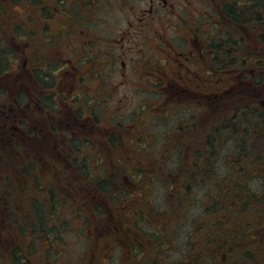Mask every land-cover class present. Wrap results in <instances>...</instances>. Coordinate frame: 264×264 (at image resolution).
I'll list each match as a JSON object with an SVG mask.
<instances>
[{
  "label": "flooded vegetation",
  "instance_id": "af4514ba",
  "mask_svg": "<svg viewBox=\"0 0 264 264\" xmlns=\"http://www.w3.org/2000/svg\"><path fill=\"white\" fill-rule=\"evenodd\" d=\"M196 1L60 0V109L54 111L57 118L59 117L57 124L61 129L60 136L63 137V128L78 126L82 129L81 135H84V137L77 136L74 140L80 141V143L91 140L104 141V139L97 140V135L99 133H101V136L105 135L106 133L103 131H105L106 126L96 122V113L90 109L94 106L97 108L98 105L105 103V100L98 99L96 105L97 100L95 98L94 103L89 104L87 109H84L85 105L81 108L77 104L83 92L82 82L86 78L92 77L94 81L98 80L103 86L108 82L106 78H112V74L117 76L132 74L134 79L144 82L153 81L150 84L152 88L147 90L148 93H151L152 96H162L164 99L161 100L159 96H156L160 98L157 104L149 102L147 105H141L140 118L143 121L146 117L149 119V115L154 114V109L157 112L162 109L166 115H172L174 126L170 137L176 143H194L197 139L196 136H198L196 133L198 126H200V129L202 128L199 134L201 141L204 144L206 143L209 118L206 99L211 95L208 91L209 79L214 78L220 81L216 88L220 90L221 95L232 96V104L239 101L243 103V107H249L252 112L256 113L258 109L264 111V93L257 89V79L264 78V70H258L257 65L261 61H258L255 55V45L250 44L249 58L247 59L246 57L241 58L239 52V56L235 58L233 56L234 52L232 54L234 63L230 65L222 64L227 57L217 56L215 46L211 40L213 37L208 32V25L207 27L202 25L198 27L195 23L184 29L178 37L176 35L174 40H171L169 36L171 25H167V21L174 18L180 19V15H186L188 12L192 15L197 13V10L193 9V3ZM205 1L207 3V0ZM113 12H121L122 17H124L123 21H126V26H123L124 28L120 29L115 36L110 32H105L109 27H113L108 20ZM212 12L216 15V11L212 10ZM104 13H106V18ZM102 20H105L103 28L98 27L99 21ZM216 22L214 21V25H216ZM43 31H45V28L40 30L42 39L45 37L42 35ZM175 33L179 32L175 31ZM1 41L6 43V38L4 37ZM21 42L17 41L14 36L8 41L15 51L21 48L19 44ZM90 46L94 50L88 56L87 54L85 57L79 55L81 64L85 66V70L81 72L76 67L77 62L68 60L67 57L73 56L76 59L78 53L74 50L75 48L79 51ZM1 47L8 48V46L2 44ZM88 49L90 51V48ZM10 52L12 53V51ZM22 55L24 56H9L8 62L14 60L11 63L13 72L6 70L0 75V77L4 76L5 79L9 78L12 81L6 82L4 87L0 89V128L13 130V136H15V133L22 135V141H26L28 145L29 152L24 155L28 160L29 157L41 156L42 152L33 153V150L42 151L43 144H45L42 140H35L31 137L32 130L30 131V128L33 127L32 123L36 122L32 120V117L34 114L38 115L40 113L43 114L40 116L42 119L43 117H49L50 114L49 109L46 108V110L38 100L32 101L31 99L28 103L25 94L28 95L30 100L29 89L26 83H19L22 78H26L25 76H28L27 80L32 78L31 73L35 61L44 56L38 57L36 55L33 57L25 51L22 52ZM135 61L141 62L146 67L141 65L140 71L135 69L134 66L139 65ZM213 61L221 63L219 66H214ZM241 61L244 64L248 61L249 66L242 67ZM126 64L130 68L129 71L125 70ZM117 65L122 71H117ZM166 67H169V73ZM72 78L74 83H70ZM242 80L244 81L243 85L247 86L243 89L241 88ZM164 81L167 82V86L162 91L157 86L160 83L165 84ZM65 84L70 88L63 90ZM31 85L36 84L31 81ZM77 85L79 86V93H72ZM220 86L222 87L219 88ZM232 89L235 90L231 91ZM102 90V93L106 95L107 88ZM168 95L174 97H179L178 95H185L186 97L199 96L204 101L202 100V104L200 103V108L195 104V106L185 104L183 110L185 116H178L179 110L176 109L175 103L171 100L167 104ZM227 102L228 100L226 104ZM152 104L153 107L155 106L154 108L150 107ZM220 106H223V108L228 107L224 104ZM70 107H78V113H82V115L75 116L74 119L69 118L65 112L70 111ZM199 109L202 111L200 112ZM194 111H197V113L192 115ZM24 112L28 113L27 117L23 115ZM51 112L53 113V111ZM187 121L190 124L184 127ZM138 125L141 134L133 139L143 146L142 152L144 153L140 152L139 156L147 160L149 157L152 158V154L148 152V147L145 145L157 142L158 137L150 132H145V125ZM100 129L102 130L100 131ZM253 137L254 135L251 139ZM163 139L164 136L158 142L161 146ZM2 141L3 137L0 135V143ZM83 144L87 145V143ZM165 146H162L161 151L163 157L166 153ZM193 150H195V154L198 152L197 149L190 148L187 151L180 149L169 153L176 155L178 159L186 160L193 158ZM200 154L206 158V151L200 150ZM195 158L197 157L195 156ZM125 178V176L121 178V181L126 183L127 179ZM78 188L81 191L88 192L87 185L86 187L78 186ZM40 205L42 206V204ZM91 205L93 204H80L79 207L74 204V221L68 224L74 227L71 233L82 238L79 240L83 243L84 255L80 264H112L113 261H115V264H120L118 250L120 249L124 253V249L129 242L128 237L138 234V229L142 230L140 227L142 216L136 214L137 221L134 223L135 212L118 214L116 211L117 205L114 207L111 204H96L102 209L101 212H96ZM2 209H4V206L0 204V210ZM141 215L144 216L143 213ZM178 215L179 218L183 219L181 214ZM23 219L24 222H18L19 220L23 221ZM130 219L133 220L132 225L136 226L137 230L128 227V231L125 232L124 224H128ZM75 229L77 231H73ZM60 245V212L41 214L0 212V264H52L55 261L52 256L59 257L60 255ZM131 264H139V262L131 260Z\"/></svg>",
  "mask_w": 264,
  "mask_h": 264
},
{
  "label": "rangeland",
  "instance_id": "374dc122",
  "mask_svg": "<svg viewBox=\"0 0 264 264\" xmlns=\"http://www.w3.org/2000/svg\"><path fill=\"white\" fill-rule=\"evenodd\" d=\"M39 1L43 2L40 7H35L30 4L19 7L4 3L3 6H5V9L1 10L0 12L2 17L0 19V46L1 44L8 46L7 49L1 47V49L4 50V53L1 54L4 59L0 58V62L3 63L0 65L13 72L11 63L14 60L8 62L7 60L9 56L17 57V55H21L20 57H22L24 56L22 55L23 51L32 55L33 57L36 55L38 57L44 56L43 58L37 60L35 59L36 61L33 67L34 70L32 69V72L35 73L36 79H34L33 73H31L32 78H30V80L36 85H31V81L27 80L28 76H25V79L22 78L19 83H26L27 88L29 89L28 93L30 100L28 99V95L24 93L28 103L31 101V99L32 101H37L40 95L41 97L46 95L53 96V99L50 97L48 99L50 101L47 102V105L52 108L51 110L49 109L50 116L47 118L43 117L41 119L40 116L43 114L39 113L38 115L34 114L32 117V120L36 122L32 123L33 127L30 128V131L32 130L31 137L35 140H42V142L46 144V146L43 144V147L47 151L42 152L41 156L29 157L30 160H28L34 164L35 169L27 177V182H25L22 177L16 176L17 174L14 172L13 168L8 169V164L13 165V161L24 163L21 159L14 160L16 157L18 158V154H24L25 147L22 146V135L15 133V136H13V130H10L9 128H0V135L3 137V140V135H8L7 138L2 142L3 144L0 143V158L6 162L4 165L2 160H0V188L4 187V195L8 196V193H10L11 197H14V201L18 203L15 205V209L19 206L20 201L25 203L24 199L28 197L31 198L29 196L31 195L33 198H35L34 202L38 207L45 209V211L51 212L54 210L55 206H59L60 217L72 219L74 213V198L72 193L69 191L75 186V184L81 187H86L85 181L83 180L84 178L82 177L84 175H87L90 180L95 183L104 181L103 183H106L114 190V192L117 193L121 189V185L118 184L119 180H121L123 176H126L128 180L126 183H123V186H125L128 191H131V189L128 187L136 186V183L132 180L131 176L138 168V159H142L137 155L139 152L137 151L136 145L138 146V149L140 145L135 144V140L133 139L141 134L138 124L145 125V132H150L151 134L158 137L157 142L145 146H151L148 148V152L152 154V158L155 161L164 159L163 167L165 168L166 177L170 178L171 180L174 177L172 181H177L174 172L177 168L175 166L180 165V160L176 158V155L169 152H174L175 150L180 149L187 151L190 148H194L200 153L199 149L201 144L173 142L170 136L172 133V127L174 126V118L172 115H166L162 109H160L159 112L154 109V114L149 115V119L146 117L143 121L140 118L141 105H147L149 102L157 104L160 101V98L161 100L164 99L162 96H152L151 93H148L147 90L152 88L150 85L153 82L152 80L144 82L134 79V75L132 74L125 76H117L112 74V78H106L108 82L106 85L102 86L98 80L94 81L92 77L86 78V80L82 82L83 92L80 99H78L77 105H79L81 108L83 105H85L84 109H87L89 104L92 105L94 103L95 98L97 100L96 105L98 103V99L105 100V103L102 105H98L97 108L94 106L90 109L96 113V122L106 126L105 131H103L106 134L101 136V133H99L97 135V140L104 139V141H83V143H87V145L84 144L83 146V143L74 140L77 136L84 137V135H81L82 129L78 126L63 128V137L60 136L61 129L57 124L59 117L57 118V115L54 116V114L51 112L60 109V6L51 0ZM219 2L220 0H207V3L205 0H197L193 3V9H196L197 13L192 15L188 12L186 15L183 14V16L179 14L180 19L174 18L173 20L167 21V25H171V29L169 31L171 40H174L176 35L178 37L184 31V29L189 28L195 23L198 25V27L200 25L207 27L208 25L209 35L212 36V39L215 41L220 38V36L225 33V29L223 27L220 28V26L214 25L215 18L213 17L212 12V10L218 11L216 4ZM104 16L106 18V13H104ZM123 18L124 17H122L121 12H113L108 18L109 24L113 27H109V29H106L105 32H110L113 36L117 35L120 29L124 28L123 26H126V21H123ZM104 21L105 20L99 21L98 27L103 28ZM43 28H45V31L42 32V35L45 36L44 39H42L40 36V30ZM175 31H178L179 33H175ZM251 35L252 34H250V36ZM12 36H14L17 41H22L19 43L21 48H19L17 51L12 49L11 45L8 43ZM4 37L6 38V43L1 41L4 39ZM250 44H253L250 42V40L242 43L241 46L243 47V51H248L249 53ZM88 48H90V51ZM88 48L79 51H77L75 48L74 50L78 53L76 59L73 58V56L67 57L68 60L77 62L76 67L81 72L85 70V66L81 64L79 55L85 57L86 54L88 56L89 53L94 50L92 46ZM257 50L263 51L260 46H257ZM10 51H12V53ZM233 56L237 58L239 56L238 52H235ZM135 63H139V65L134 66L135 69L139 70L141 65L146 67L139 61H135ZM127 68L128 66L126 64L125 70L129 71L130 68ZM166 68L167 72L169 73V67ZM116 69L117 71H122V69H119L118 65L116 66ZM45 74L50 76V79H47L46 81L43 78L42 82H40V79ZM0 79V89L4 87L6 82H12L9 78L5 79L4 76L0 77ZM72 80L73 78L70 80V83H74ZM214 80L215 79L212 78L208 81V91L209 94H211L206 99V105H208V114L210 113V109L214 108L215 111H219V119H222L223 121L229 120L236 112L240 110H249V107H243V103L239 101L229 105L231 104L230 101L233 99L232 96L228 100L227 105L226 96L221 95L219 93L220 90L216 88L218 87V83L220 81ZM164 83L165 84L160 83V85L157 86L161 88L162 91L165 90L167 86V82L164 81ZM241 83L242 89L243 87H247L246 85H243V80ZM46 85L51 87V89H46ZM221 87L222 86L219 88ZM69 88L70 87L65 84L63 90ZM105 88L108 90L106 95L102 93V89ZM78 89L79 86L77 85L74 88L75 91H72V93L78 94ZM233 90L235 89H232L231 91ZM156 96H159L160 98ZM178 96L179 97L170 95L167 96V104H169V101L171 100L175 103L176 109L179 110L177 113L178 116H185V113L183 112L185 104H195L200 108V103L202 104L203 100L199 96ZM88 100H90L89 103ZM40 104H42V102ZM70 104L72 105V103ZM222 104L228 107L223 108V106H220ZM43 106L45 108V105ZM151 106L153 107V104L150 105V107ZM70 109V111L65 112L66 116L69 118L74 119L75 116L82 115V113H78V107H70ZM102 111L104 112L100 113ZM199 111L201 112L202 110L199 109ZM195 113H197V111L192 112V115ZM23 115L27 117L28 113L24 112ZM197 119L199 118L197 117ZM189 124L190 122L187 121L184 127L188 126ZM122 127H124V129H122ZM23 130L25 131V129ZM101 130L102 129H100V131ZM163 136L164 139L166 138L162 141V145H166V153L164 157H161V152L157 154L156 151L158 147L161 148L160 143L158 142L161 141ZM258 145L260 147L264 146V139L259 138ZM74 146L78 148L80 152H77L78 149H74ZM227 147H223L222 151L224 152H222L217 157L216 161L214 162L215 165H213V174L214 176L218 177V179H223L224 175L227 174L230 175L234 173L235 175L242 167V164L240 163L237 167L232 169L230 168L231 172L228 173L227 170L225 171L224 164L222 165V158L224 155L230 156V153H226ZM259 152L262 151L259 150ZM182 155H184V153H182ZM81 158L85 159L84 165L74 166V164H72L73 159ZM125 160L130 161L133 164L131 165L129 163H124ZM186 164L187 161L183 159L182 166L185 167ZM244 165L245 169L243 170L242 175L244 176L243 178L246 179V185L249 188H252L255 193L261 194L262 184L260 181L255 183V179L250 180L249 178V174L252 171H250V167L252 165L250 157L244 161ZM154 171L155 170L152 169L149 172L153 173ZM150 177H153V175H150ZM17 178L20 181H18ZM28 181L29 187L27 185ZM18 183L20 184L17 185ZM10 184H15V188L13 185L10 187ZM149 184L151 187L154 184V180H151ZM178 184L180 187L181 183L179 180ZM14 190H18V193L15 194ZM169 193L172 194V192ZM169 193L165 192L159 183H156L153 186L152 200L154 211L162 212L166 205L164 204L166 197L174 200V197L172 196L173 194L170 195ZM204 193L205 190H202V188L197 186L193 192L194 203L186 204L183 208L178 209L175 213L181 214L182 216L185 215V217H183L185 219L186 215H188V221L195 215L201 214L203 211V204L200 203L202 198L205 196ZM132 196L133 195L127 197V200H130ZM112 197H114V194H112ZM60 198L62 201L65 200L64 203L66 202V204H60ZM40 204H42V206ZM77 205L80 207V204ZM145 205H148L149 207V204ZM124 206L130 211L128 213L133 212L131 211L133 204H124ZM261 209V207L257 208L258 211ZM67 213L69 216H66ZM261 217H263V215ZM188 221L184 224V226L179 228V240L177 243L179 250H182L186 244L187 233L190 231L191 227ZM69 228L66 227V229H60V255L59 257L55 255L52 256V258L55 260L52 264H80V261L84 255L83 243L79 240L82 238L71 233V230L74 228L73 226ZM168 255H170L172 260H176L180 257V254L178 253H168ZM227 257L228 256L226 255L225 259Z\"/></svg>",
  "mask_w": 264,
  "mask_h": 264
},
{
  "label": "trees",
  "instance_id": "16d2710c",
  "mask_svg": "<svg viewBox=\"0 0 264 264\" xmlns=\"http://www.w3.org/2000/svg\"><path fill=\"white\" fill-rule=\"evenodd\" d=\"M55 1L60 5V0ZM4 3L19 7L27 4L40 7L43 2L39 0H0V12L5 9ZM216 8L218 11L215 10L216 15L214 14L215 21H217L215 26L223 27L225 33L216 41L211 40L217 56L227 57L222 64L231 65L234 63L232 56L234 52H239L241 58H249L248 51H243L241 44L251 40L252 45L256 47L255 55L258 61H261L258 62V70H264V0H220L216 4ZM250 34L252 35L250 36ZM227 44L228 46L225 47ZM256 45L260 46L263 51H258ZM0 53H4L1 48ZM1 54L0 58L4 59ZM220 63L213 61L214 66H219ZM0 64L3 63L0 62ZM248 64V61L245 64L241 61L242 67L249 66ZM3 68L0 65V74L4 70ZM213 68L215 69V67ZM33 77L36 79L35 73H33ZM42 78L47 81L50 76L45 74ZM46 86H44L46 89H51L48 85ZM257 89L264 93L263 77L257 79ZM50 97L53 99L51 95L39 98L41 102H44L45 108L51 110L52 108L45 101ZM230 103H233V99ZM208 115L206 143L204 144L199 136L202 129L200 126L197 127L198 136L194 142V144H201L199 150L206 151V158L198 152L195 154V150H193V158L186 159L185 167L182 166L183 159H178L181 166H175L177 168L174 172L177 181H172L174 177L172 180L166 177L163 167L164 159L155 161L149 157L147 160L138 159V168L131 176L136 186H129L131 191L123 186L124 182L121 180L118 182L121 189L117 193L106 183H103L104 181L92 182L87 175L82 177L88 192L79 190L77 184L70 189L69 192L74 198L73 204H93L91 205L92 209L96 212L102 211L101 207L96 204H111L114 207L117 205L118 214L130 212L124 204H133L131 211L135 212L134 223L137 221L136 214L142 216L140 220L142 230L138 229V234L128 237L129 242L124 253L120 249L118 250L120 264L128 262L131 264V260H137L139 264H264V232H261L264 231V146L258 145V139L264 138V111L258 109L255 113L250 110H240L229 120L223 121L219 119V112L215 110L210 109ZM253 135L254 137L251 139ZM162 146L160 145L161 148ZM150 147L148 146V148ZM223 147H227L226 153H230V156L224 155L222 158L225 171L231 172L230 168H235L240 163L242 167L235 175L234 173L227 174L224 175L223 179H218L213 174V165H215L214 162L217 157L224 152L222 151ZM74 149L78 148L74 146ZM77 152H80L79 149ZM160 152L158 147L156 153L159 154ZM160 155L163 156L162 153ZM195 156L197 158L194 159ZM249 157L252 161L250 167V171H252L249 178L250 180L255 179V183L260 181L262 184L261 194H257L252 188H249L242 175L245 169L244 161ZM20 159L24 163L14 161L13 165L8 164V169L13 168L16 176L22 177L27 182V177L33 172L35 166L25 157L18 156L14 160ZM2 162L4 165L6 164L3 160ZM84 162L85 159L83 158L73 159L72 164L78 166L84 165ZM124 163L133 164L126 160ZM152 169L155 171L149 172ZM151 180H154V184L150 187L149 182ZM178 180L181 183L180 187ZM18 181L20 180L18 179ZM156 183L161 184L165 192H172L173 195L169 194L174 197V200L166 197L164 202L166 205L162 212L153 210V186ZM11 185L14 188L16 186L10 184V187ZM27 185L29 187V181ZM197 186L205 190V196L200 203L203 204V211L189 221L187 220L188 215H186V219L179 218L178 213L175 212L186 204L194 203L193 192ZM4 190V187L0 188V204L4 206L0 212L16 214L50 213V211L38 207L34 202L35 198L31 195H29L31 198L24 199L25 203L20 201L19 206L15 209V205L18 203L14 201V197H11L10 193L8 196L4 195ZM14 193L17 194L18 190H14ZM130 195L133 196L127 200ZM64 201L60 198V204H63ZM145 204H149V207ZM259 207L262 208L260 211L257 210ZM59 211L60 207L55 206L51 212L57 213ZM262 215L263 217H261ZM66 216H69L68 213ZM73 221V218L60 217V229H66L67 226L72 227L67 223L71 224ZM187 221L191 225L190 231L187 233L185 247L179 250L177 247L179 228L184 226ZM18 222H24V219ZM77 222L80 223L78 220ZM132 223L133 220L130 219L128 224H124L125 232L128 231V227L137 230ZM168 253H178L180 257L172 260ZM226 255L228 257L225 259ZM112 264H115V261Z\"/></svg>",
  "mask_w": 264,
  "mask_h": 264
}]
</instances>
